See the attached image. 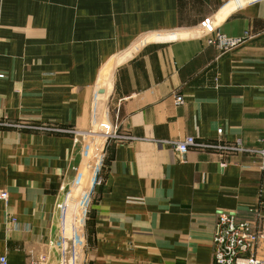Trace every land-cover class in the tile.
<instances>
[{"label": "crops", "instance_id": "0c3cea01", "mask_svg": "<svg viewBox=\"0 0 264 264\" xmlns=\"http://www.w3.org/2000/svg\"><path fill=\"white\" fill-rule=\"evenodd\" d=\"M228 1L0 0V254L8 264L39 254L61 264L56 204L76 180L95 84L114 57L122 60L107 104L111 135L76 264H213L221 212L259 214L264 258L256 151L264 146V0L222 13ZM180 30L191 32L146 39ZM217 31L247 37L221 53L207 43ZM187 136L227 147L239 140L244 151L197 146L180 155L174 144Z\"/></svg>", "mask_w": 264, "mask_h": 264}, {"label": "built area", "instance_id": "2783aa9c", "mask_svg": "<svg viewBox=\"0 0 264 264\" xmlns=\"http://www.w3.org/2000/svg\"><path fill=\"white\" fill-rule=\"evenodd\" d=\"M246 37L247 36L228 37L225 34L217 31L214 35L210 36L207 39V43L213 45L219 52L222 53L236 47L237 45L242 43ZM174 101L176 104L182 103L183 102L182 96L176 95ZM73 142L74 143L78 142L77 136L73 139ZM197 146L224 147L227 148L229 151L230 150L244 151L239 140L234 141L233 144L227 147L225 145L218 146L209 142L198 141L192 136H187L184 139L176 142L174 144V149L178 154L184 155L191 147H197ZM256 151L258 156L262 159L261 167L263 168L264 146L257 149ZM95 181H99V179ZM60 189L64 190V187L61 186ZM69 191L67 192V195ZM6 197H7L6 192L0 191V199H6ZM66 197L64 201L56 204V208L59 209L60 211L63 210ZM85 198L86 200L84 201ZM88 201H89L88 196L84 195L77 202L74 212V218L75 220H78L79 223L81 220H83L85 216V211ZM80 202L82 207L81 216L77 215L76 213L78 204ZM258 216L259 214L257 213L255 218L250 219V218H242L234 213H226V212H221L217 215L216 227L212 239L213 264H264V258H261L257 255L258 243L261 238ZM14 220H15L14 218L11 219V221ZM73 235H74L73 242H76L74 232ZM76 240L78 239L76 238ZM80 244H82V242H80ZM48 246L50 247L54 246V242L49 241ZM0 264H8V259L5 254H0ZM26 264H49V258L46 254H39L33 259L28 260Z\"/></svg>", "mask_w": 264, "mask_h": 264}, {"label": "water", "instance_id": "95a60500", "mask_svg": "<svg viewBox=\"0 0 264 264\" xmlns=\"http://www.w3.org/2000/svg\"><path fill=\"white\" fill-rule=\"evenodd\" d=\"M253 0H231L228 1L223 9L222 13L229 12L240 5H244ZM220 14L216 17L218 19ZM215 19V20H216ZM214 20H211L201 27L191 30L193 34L202 33L212 28ZM191 31L180 30L179 32L172 33H151L146 36V39L152 40H164L169 38H175V36H185L190 34ZM135 45L138 46L136 43ZM136 46V47H137ZM121 57H114L104 64L99 72L95 90L93 95L92 105V121L91 127L88 132V138L86 140L84 153L79 169L76 182L70 189L62 211V235H63V247H62V263L72 264L73 244H72V229H73V217L77 202L82 194L88 187L90 174L94 164V158L97 152L102 146V142L106 137L111 135V128L107 124L106 111L108 98L112 91V71L114 64L121 62Z\"/></svg>", "mask_w": 264, "mask_h": 264}, {"label": "rangeland", "instance_id": "374dc122", "mask_svg": "<svg viewBox=\"0 0 264 264\" xmlns=\"http://www.w3.org/2000/svg\"><path fill=\"white\" fill-rule=\"evenodd\" d=\"M7 125H9V124H7ZM41 126H43L44 127V129L45 130H51V129H53V130H58V129H60V128H58V127H56V126H54V125H49V124H47V125H41ZM78 135V133H76V134H74V137H73V139L76 137ZM80 136H82L81 134H79ZM78 137V136H77ZM83 137V136H82ZM87 138H88V133H87V136H86ZM109 137V136H108ZM108 137H106V139L105 140H107L108 139ZM87 138L86 139H84V142H83V152H82V156L80 157V162H79V165H78V170L76 171L77 172V177H78V173H79V169H80V166H81V161H82V157H83V153H84V148H85V144H86V140H87ZM104 140V141H105ZM100 151H101V149L97 152V154L95 155V158H94V164H93V168H92V171H91V174H90V178H89V184H88V187H87V189L85 190V192L82 194V196L81 197H83L84 195H89V192H90V190H91V184H93V182L96 180L95 179V175H96V173H99V171H98V169L100 168V167H102V165H103V162H102V160H103V157H102V155H101V153H100ZM77 177H76V179H77ZM75 182H76V180H75ZM74 182V183H75ZM74 185V184H73ZM0 191L1 192H4L5 190L4 189H0ZM6 192V191H5ZM7 194V193H6ZM80 197V198H81ZM1 200H4V199H1ZM86 200V198L84 199V201ZM63 211V210H62ZM61 211V212H62ZM11 223H13V224H15V220L14 221H11ZM61 225H62V220H61ZM72 231L75 233V241L76 242H73V238H74V235H73V233H72V244H73V249H72V251H73V254H72V264H76L79 260H78V257H79V255L80 254H83L82 253V245L80 244V242H83V234H84V231H83V220H81L80 221V223H79V221L78 220H75V218L73 217V229H72ZM78 234V235H77ZM76 238L79 240H76ZM49 241H52V240H49ZM49 241H48V245H49ZM77 243V244H76ZM60 244H61V247H63V235H62V233H61V235H60ZM61 255H62V248H61ZM62 261V260H61Z\"/></svg>", "mask_w": 264, "mask_h": 264}]
</instances>
